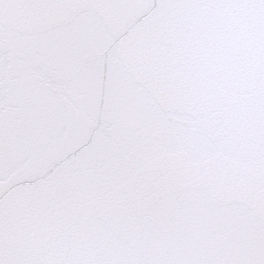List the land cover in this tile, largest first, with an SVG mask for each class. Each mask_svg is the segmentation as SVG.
I'll use <instances>...</instances> for the list:
<instances>
[{
	"label": "water",
	"instance_id": "obj_1",
	"mask_svg": "<svg viewBox=\"0 0 264 264\" xmlns=\"http://www.w3.org/2000/svg\"><path fill=\"white\" fill-rule=\"evenodd\" d=\"M264 259V0H0V261Z\"/></svg>",
	"mask_w": 264,
	"mask_h": 264
},
{
	"label": "snow or ice",
	"instance_id": "obj_2",
	"mask_svg": "<svg viewBox=\"0 0 264 264\" xmlns=\"http://www.w3.org/2000/svg\"><path fill=\"white\" fill-rule=\"evenodd\" d=\"M0 264H3V262L0 261ZM246 264H257V262H256V261H247ZM259 264H264V259H262V260L259 262Z\"/></svg>",
	"mask_w": 264,
	"mask_h": 264
}]
</instances>
